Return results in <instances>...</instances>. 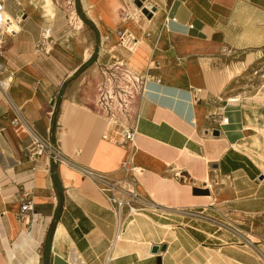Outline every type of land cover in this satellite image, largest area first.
<instances>
[{
    "label": "crops",
    "instance_id": "crops-1",
    "mask_svg": "<svg viewBox=\"0 0 264 264\" xmlns=\"http://www.w3.org/2000/svg\"><path fill=\"white\" fill-rule=\"evenodd\" d=\"M145 3L157 8L145 22L157 42L134 148L104 137L108 123L95 99L67 93L86 63L74 54L83 30L59 15L46 35L33 0L20 28L12 23L18 31L6 35L2 61L14 80L8 97L0 90V264H264V85L225 97L230 79L210 86L205 76L226 50L264 47V0ZM80 4L93 27L114 18V0ZM40 41L47 51L37 49ZM29 127L86 168L119 172L131 159L151 208L129 218L116 238L117 216L93 180L71 161L28 151ZM25 191L36 203L31 230L17 216ZM228 225L240 232L236 239ZM154 244L165 249L154 254Z\"/></svg>",
    "mask_w": 264,
    "mask_h": 264
},
{
    "label": "rangeland",
    "instance_id": "rangeland-1",
    "mask_svg": "<svg viewBox=\"0 0 264 264\" xmlns=\"http://www.w3.org/2000/svg\"><path fill=\"white\" fill-rule=\"evenodd\" d=\"M31 1L23 0V3L30 4ZM33 3H38L41 6L47 22L52 23L59 15L65 16L67 24L75 30L76 19L73 16L76 14L86 23L81 27L83 32L78 43V51L74 52L75 57L78 54L77 61H81L83 58L86 63L84 62L83 68L68 80L66 84L67 93H70L71 97H80L87 101L95 99L96 105L94 104V108L97 107L99 100L104 99L112 105L115 104L117 109L121 104L123 106L128 105L130 114L134 117L140 110L139 106L142 99L140 85L148 76L147 68L157 42H154L155 44L152 42L154 35L151 38L148 36L152 26H145L147 16L143 12L140 18L135 16L137 9L140 8L134 0H114V18L109 20V18L104 17L101 25H95L96 28L93 27L92 21L82 11L80 0H33ZM9 5L10 12L14 15L15 5L12 2ZM127 5L133 17L126 18ZM44 6L55 11L54 18L46 15ZM28 9H30V6ZM129 22H131V25ZM49 40L52 46L56 48L58 43L53 38ZM146 46L147 48L144 50ZM86 53L89 54L88 57H86ZM250 54L255 59L251 64L246 65L245 62ZM235 69H238V71L233 75L232 70ZM205 76L211 81L210 86L216 84L214 82L218 83L219 80L230 79L229 84L225 87V92L222 94L225 97L255 91L264 85V47L245 51L226 50L214 62ZM19 119V122H22V119ZM49 139L53 147L60 149L64 154L58 142L51 137ZM63 156L67 161H71L65 154ZM126 161H128L127 167H132L131 159H128L121 163L119 172L95 171L112 177L113 182L117 183L120 189L132 190L129 183L132 174L124 166ZM71 164L83 167L73 161H71ZM133 194L136 198L137 207L143 210L151 208L152 203L149 197L139 188L134 190ZM228 229L231 232L230 235L234 236L233 239L240 235L235 227L228 225ZM258 235L263 238L259 240V244H262L259 255L264 261V233Z\"/></svg>",
    "mask_w": 264,
    "mask_h": 264
},
{
    "label": "built area",
    "instance_id": "built-area-1",
    "mask_svg": "<svg viewBox=\"0 0 264 264\" xmlns=\"http://www.w3.org/2000/svg\"><path fill=\"white\" fill-rule=\"evenodd\" d=\"M7 1L12 2L15 5V16L13 19L16 21V24L23 22L26 10L23 3V0H0V90L4 91L7 87V90L12 86L14 80V73L6 74V67L2 61L3 51L6 46V35H14L16 31H10V22L9 11L10 8L7 6ZM128 8V9H127ZM126 18L133 17L132 12L130 11L129 6L126 7ZM141 9H137L135 16L137 18L141 16ZM176 20V18H173ZM166 26V25H165ZM148 35H150L148 33ZM161 35V32L159 36ZM36 47L39 50L47 51V46L43 44L42 41L36 43ZM146 82L147 78L141 83L140 90L142 98L146 92ZM6 97H8V91L6 92ZM194 99L199 100V93L196 91ZM114 105V106H113ZM110 104L107 100H99L97 104L98 111L101 115L104 116L108 123V129L105 134V138L120 143L122 145H128L130 148L135 147V136L138 132V122L140 118V111L135 114L134 117L130 114V109L128 105L123 106L122 104L118 107L115 104ZM19 121V118H16ZM220 123L227 124L229 118L227 116L220 117ZM29 135L31 137V144L28 148V151L32 152L36 157L48 156L53 161L59 162H68L63 156L64 154L60 149L53 147L50 142L49 137H43L38 134L32 127H29ZM132 164V163H131ZM128 161L124 163L127 171L131 172V178L129 179L130 186L132 190H122L118 187L117 183L113 182V178L100 172H96L93 169L76 166L85 177L90 178L97 184L102 194L106 197L107 201L112 206V210L118 219V238L121 233L124 231L125 226L128 223L129 218H132L134 215L139 212L145 211L147 209H141L136 206V198L134 197V190L138 188V175L139 171L136 168L127 167ZM194 183V182H193ZM35 198L31 192H23L19 198V211L17 213L18 219L24 225L31 228L34 222L35 215ZM190 214H194L190 212ZM31 230V229H30ZM236 231V230H235ZM238 233V232H237ZM113 244V243H112Z\"/></svg>",
    "mask_w": 264,
    "mask_h": 264
},
{
    "label": "bare ground",
    "instance_id": "bare-ground-1",
    "mask_svg": "<svg viewBox=\"0 0 264 264\" xmlns=\"http://www.w3.org/2000/svg\"><path fill=\"white\" fill-rule=\"evenodd\" d=\"M145 4H146V6H148V7L150 8V6L147 5V3H145ZM44 7H45L46 15H47L48 17L54 18V17H55V11H54L53 9H51L50 7H49V8L46 7V6H44ZM9 18L11 19L9 30H10V31H16V32H17L18 30L14 29V28L12 27V23H14L18 28H20V27L16 24V21L13 19V17H12L10 14H9ZM73 18L76 19V21H75V23H76V26H75L76 29L81 28V27L83 26V21H82V19L79 18L76 14H74ZM146 20H147V21H151L149 18H147ZM99 21H100V20H99ZM53 23H54V22H53ZM100 24H101V23H100ZM52 25H53V24H52L51 22H46V23H45V33H46V35H49V34H50V31H52V30H51ZM52 29H53V28H52ZM88 56H89L88 53H86V57H88ZM254 59H255V58L250 54V57L247 59V61L245 62V64H246V65L251 64L252 61H253ZM237 71H238V69L232 70V74L235 75V74L237 73ZM5 91H6V92L8 91V90H7V87L5 88L4 91H1V92L3 93V95L6 96ZM235 98H236V97H234V98H229V100H230V101H233ZM232 99H233V100H232ZM138 169H139V168H138Z\"/></svg>",
    "mask_w": 264,
    "mask_h": 264
},
{
    "label": "water",
    "instance_id": "water-1",
    "mask_svg": "<svg viewBox=\"0 0 264 264\" xmlns=\"http://www.w3.org/2000/svg\"><path fill=\"white\" fill-rule=\"evenodd\" d=\"M145 1L146 0H134L135 4L141 9V11L145 14V16H147V18L149 19H152L154 13L157 11V8L155 6H151L149 8L148 6H146ZM218 132H219L218 130H215V134H218ZM194 192L196 194L208 193V191L206 190H201L197 188L194 190ZM161 249H165V246H160L158 244H154L152 246V252L154 254H158ZM157 260L160 262L161 261L160 257H158Z\"/></svg>",
    "mask_w": 264,
    "mask_h": 264
},
{
    "label": "trees",
    "instance_id": "trees-1",
    "mask_svg": "<svg viewBox=\"0 0 264 264\" xmlns=\"http://www.w3.org/2000/svg\"><path fill=\"white\" fill-rule=\"evenodd\" d=\"M54 179H56V184H57V176L56 174L54 173Z\"/></svg>",
    "mask_w": 264,
    "mask_h": 264
}]
</instances>
